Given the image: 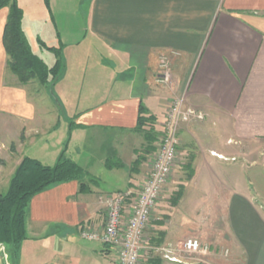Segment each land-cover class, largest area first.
Returning <instances> with one entry per match:
<instances>
[{
	"label": "crops",
	"instance_id": "0c3cea01",
	"mask_svg": "<svg viewBox=\"0 0 264 264\" xmlns=\"http://www.w3.org/2000/svg\"><path fill=\"white\" fill-rule=\"evenodd\" d=\"M78 1L86 6L78 15L84 33L60 32L63 49L78 50L92 40L108 54L101 76L88 74L86 66L75 76L61 72L55 110L9 75L3 44L9 10L0 12V151L12 143L23 150L9 171L2 166L0 190L9 188L28 149L37 145L42 150L35 159L44 165L62 157L94 179L85 180L87 192L73 181L33 197L27 239L13 252L0 247V264H115L113 247L81 234L101 232L107 197L135 191L147 178L149 157L133 169L145 146L136 131L140 108L162 130L170 103L181 98L205 119L180 131L179 161L163 193L183 195L175 206L158 204L153 216L163 222L153 226L150 245L144 239L141 256L153 251L162 259L166 250L180 257L184 241L195 237L229 249L230 257L189 264H264V174H250L252 167L238 164L235 152L238 143L264 140V0ZM162 59L170 63L171 80L164 83L158 81ZM71 94L84 104L73 108L66 134L57 137L59 102ZM112 160L122 168H108Z\"/></svg>",
	"mask_w": 264,
	"mask_h": 264
},
{
	"label": "trees",
	"instance_id": "16d2710c",
	"mask_svg": "<svg viewBox=\"0 0 264 264\" xmlns=\"http://www.w3.org/2000/svg\"><path fill=\"white\" fill-rule=\"evenodd\" d=\"M49 6V0H45ZM8 9V17L3 35V44L8 56V70L16 78L19 86H27L31 81L38 80L42 85L53 84L60 76L63 68V45L54 50L57 60L53 67L34 54L22 28L23 10L17 0H0V12ZM156 118L149 115L141 107L137 125L139 133L145 141L142 151L137 152L133 169L146 162L147 157L156 149L155 143L159 133L155 128ZM122 164L109 161L108 168H122ZM189 173L193 171L189 167ZM191 176V175H190ZM88 177L75 162L62 157L54 166H46L38 159L26 156L17 167L10 182L8 191L0 194V247H8L12 252L27 239L26 218L29 204L33 197L58 184L77 181L80 192L90 190L85 178ZM183 193H177L173 199L175 206ZM159 257L152 258L148 264H162Z\"/></svg>",
	"mask_w": 264,
	"mask_h": 264
},
{
	"label": "rangeland",
	"instance_id": "374dc122",
	"mask_svg": "<svg viewBox=\"0 0 264 264\" xmlns=\"http://www.w3.org/2000/svg\"><path fill=\"white\" fill-rule=\"evenodd\" d=\"M17 2L24 13L22 28L26 34L32 52L42 58L50 68L53 67L57 60V56L55 51L49 50V48L57 49L61 46L62 42L59 35L60 32L63 33L64 37L70 33H78L79 35H82L84 33L83 30L85 23L80 20V17H78V15H82L85 12L86 6L79 5L78 0H49V6L47 5L45 0H17ZM80 40H82V38ZM62 51L64 68L62 70L61 76H65L66 72L67 74L69 73L70 76H75L82 66L88 67V74H90L92 71V73L95 72V74L101 76V70H99V67L102 65L103 60L107 57L108 53L106 52L107 50L96 41L86 40L82 44V47L78 50L76 48H71L70 46H68ZM160 71V74H169L170 63H168L167 60H160ZM9 75L13 74L9 72ZM168 76L169 80H171V75L169 74ZM159 79L160 76L158 80ZM61 80L62 79H59L57 82L59 83ZM54 83H56V81ZM54 83H50L47 86L42 85L38 80H34L29 83V91L32 93V95L43 99L45 102H42V104H44L45 107L49 108V110H55L56 108L55 92H58L59 89L58 86L56 87V85L54 87ZM112 83V79L107 80V82L104 83L103 88H106V92L108 90L107 88H109ZM59 103L62 108V111L60 113L61 131L56 134L57 137L61 133H63V135L66 134L68 125L72 121L70 115L73 108L77 107V105L81 108L82 104H84V102L77 103V101L74 100L73 94H71V96L68 98V101H60ZM157 130L156 131L159 134L162 131L161 127H158ZM159 137L161 136L158 135V139ZM19 140L20 142H24L25 136L20 135ZM16 146L17 144L12 143L11 146H8L10 150L8 148L1 147L0 170L4 167L5 171H9V166L11 164H13L11 166H14V162L18 160V156H20V153L23 151L19 144L17 147ZM155 147V151L148 156L151 159V165L153 163V157L157 151V142L155 143ZM236 149L237 150L235 152H237L238 164L243 165L246 168L252 167V172H250V174H264V140L257 139L247 145L238 143ZM41 150V145H37L33 149H28L27 156L35 158V156H39ZM148 157L147 159H149ZM87 178L88 177H86L85 180ZM88 179L89 181L94 180L90 177ZM140 187L141 186L137 187L135 191L137 192ZM7 188V186H5V188L3 187L0 190V194H5L7 192ZM176 194L177 193H162L158 204L162 205L165 208L172 207L173 199ZM132 201H128V204H131ZM159 222L163 221H158L157 218L152 215L149 228L145 234V239H147L149 245L150 239L153 237V235L151 234L152 228L153 226H158ZM155 257L161 258L160 255L153 253V251H145L143 256H141L140 258L139 264H148V261Z\"/></svg>",
	"mask_w": 264,
	"mask_h": 264
},
{
	"label": "built area",
	"instance_id": "2783aa9c",
	"mask_svg": "<svg viewBox=\"0 0 264 264\" xmlns=\"http://www.w3.org/2000/svg\"><path fill=\"white\" fill-rule=\"evenodd\" d=\"M168 80L167 73L158 81L164 83ZM204 119V113L189 106L184 98L172 101L159 134L161 137L157 141L158 147L153 163L140 189L137 192L127 190L107 197L103 230L82 232L81 236L84 239L101 241L113 247L117 253L115 264H139L146 231L179 156L180 131L186 124ZM130 200L133 201L128 204ZM164 251L162 258L177 264L202 262L203 257L210 255L224 260L230 257L229 249L217 248L195 237L184 241L180 257L171 256L170 251Z\"/></svg>",
	"mask_w": 264,
	"mask_h": 264
}]
</instances>
